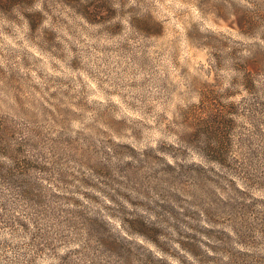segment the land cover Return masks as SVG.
<instances>
[{
    "label": "rangeland",
    "instance_id": "374dc122",
    "mask_svg": "<svg viewBox=\"0 0 264 264\" xmlns=\"http://www.w3.org/2000/svg\"><path fill=\"white\" fill-rule=\"evenodd\" d=\"M263 10L1 3L0 264H264Z\"/></svg>",
    "mask_w": 264,
    "mask_h": 264
},
{
    "label": "trees",
    "instance_id": "16d2710c",
    "mask_svg": "<svg viewBox=\"0 0 264 264\" xmlns=\"http://www.w3.org/2000/svg\"><path fill=\"white\" fill-rule=\"evenodd\" d=\"M25 1H28V0H0V4L2 3H10V4H14V5H18V6H23V3H25ZM264 12V10L262 11ZM34 13L32 14H29L27 16V19L30 20L31 19V16H33ZM262 32H260V35L262 37V39L264 40V27L262 28Z\"/></svg>",
    "mask_w": 264,
    "mask_h": 264
}]
</instances>
